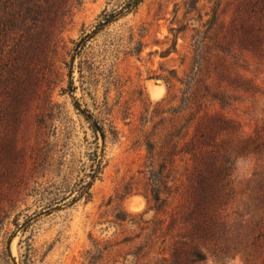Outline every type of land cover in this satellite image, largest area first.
<instances>
[{
  "label": "rangeland",
  "instance_id": "374dc122",
  "mask_svg": "<svg viewBox=\"0 0 264 264\" xmlns=\"http://www.w3.org/2000/svg\"><path fill=\"white\" fill-rule=\"evenodd\" d=\"M62 7L0 112V264H191V197L226 141L231 219L253 209L261 163L221 121L264 133V0Z\"/></svg>",
  "mask_w": 264,
  "mask_h": 264
},
{
  "label": "trees",
  "instance_id": "16d2710c",
  "mask_svg": "<svg viewBox=\"0 0 264 264\" xmlns=\"http://www.w3.org/2000/svg\"><path fill=\"white\" fill-rule=\"evenodd\" d=\"M54 1L57 0H0V112L8 107L16 87L24 82L29 66L42 59L40 30L51 9L57 8L61 13L66 2ZM221 122L226 134L239 135V151H248L261 163L252 180L253 209L247 214L248 221L236 223L231 219L229 210L238 193L231 177L226 141L225 149L218 152V165L200 177L191 197L187 212L188 259L191 264H198L210 255L223 264L234 253L243 264H264V133L255 130L252 136L242 138L243 129H235L230 121ZM159 200L155 195V202Z\"/></svg>",
  "mask_w": 264,
  "mask_h": 264
},
{
  "label": "bare ground",
  "instance_id": "6f19581e",
  "mask_svg": "<svg viewBox=\"0 0 264 264\" xmlns=\"http://www.w3.org/2000/svg\"><path fill=\"white\" fill-rule=\"evenodd\" d=\"M132 202H134V201H132ZM129 205H131V204H129Z\"/></svg>",
  "mask_w": 264,
  "mask_h": 264
}]
</instances>
